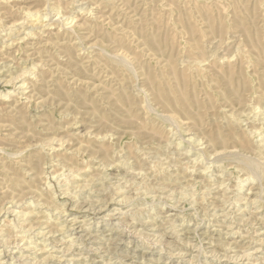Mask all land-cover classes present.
<instances>
[{"label":"rangeland","instance_id":"1","mask_svg":"<svg viewBox=\"0 0 264 264\" xmlns=\"http://www.w3.org/2000/svg\"><path fill=\"white\" fill-rule=\"evenodd\" d=\"M0 211V264H264V0H0Z\"/></svg>","mask_w":264,"mask_h":264},{"label":"bare ground","instance_id":"2","mask_svg":"<svg viewBox=\"0 0 264 264\" xmlns=\"http://www.w3.org/2000/svg\"><path fill=\"white\" fill-rule=\"evenodd\" d=\"M4 1V0H3ZM51 2V1H50ZM78 2V1H77ZM72 3V2H71ZM50 4V3H49ZM47 6V5H46ZM42 10V9H41ZM39 13V12H38ZM26 15H27V13H25ZM29 14V13H28ZM34 14V13H33ZM31 15V14H30ZM35 15V14H34ZM33 15V16H34ZM51 15V14H50ZM26 17H28V16H26ZM35 17V16H34ZM33 17V18H34ZM60 17V16H59ZM28 18H31V17H28ZM61 18V17H60ZM42 20H44L43 18H42ZM45 22V21H44ZM71 22V21H70ZM59 25V24H58ZM67 25V24H66ZM76 25V24H75ZM77 26V25H76ZM70 29V28H69ZM71 30V29H70ZM85 30V29H84ZM75 35V34H74ZM76 37V36H75ZM77 39V38H76ZM79 47H81V46H79ZM80 49H82V47L80 48ZM120 51V50H119ZM100 52V51H99ZM117 53V52H116ZM110 56V55H109ZM112 56V55H111ZM113 57V56H112ZM123 57V56H122ZM124 57H125V54H124ZM127 57V56H126ZM129 58V57H128ZM116 59H117V57H116ZM124 59H127V58H124ZM118 60V59H117ZM120 60V59H119ZM128 60V59H127ZM121 61V60H120ZM123 62V60L121 61V63ZM127 65V64H126ZM199 65V64H198ZM128 67V66H127ZM130 69V68H129ZM23 73V72H22ZM19 77V76H18ZM127 77H129V76H127ZM143 80V79H142ZM134 81V80H133ZM133 83V82H132ZM135 84V83H134ZM136 85V84H135ZM139 90V89H138ZM141 91V90H140ZM78 99V98H77ZM145 99V98H144ZM153 100V99H152ZM153 102V101H152ZM145 106H146V104H144ZM147 108V107H146ZM149 112V111H148ZM155 113V112H154ZM159 114V113H158ZM262 115V114H261ZM164 116V115H163ZM169 117V116H168ZM163 118H165V117H163ZM170 118V117H169ZM172 123V122H171ZM170 123V124H171ZM179 136V135H178ZM180 138V137H179ZM199 143V142H198ZM50 148V147H49ZM12 155V154H11ZM17 155V154H16ZM239 156V155H238ZM247 158V157H246ZM236 164V163H235ZM258 166V165H257ZM193 170V169H192ZM72 178V177H71ZM68 179V178H67ZM251 179V178H250ZM70 180V179H69ZM66 181V180H65ZM146 186V185H145ZM240 187V186H239ZM242 187V186H241ZM238 189V188H237ZM208 191V190H207ZM189 196V195H188ZM188 198H190V197H188ZM193 198V197H192ZM183 199V198H182ZM12 200V199H11ZM11 200H9V201H11ZM151 201V200H150ZM170 201V200H169ZM123 202V201H122ZM164 204V203H163ZM192 204V203H191ZM2 210V209H1ZM1 212V211H0ZM24 214V213H23ZM24 229V228H23ZM175 232V231H174ZM17 236V235H16ZM19 236V235H18ZM7 240V239H6ZM14 240V239H13ZM22 241V240H21ZM15 243V242H14ZM11 244V243H10ZM70 262V261H69Z\"/></svg>","mask_w":264,"mask_h":264}]
</instances>
